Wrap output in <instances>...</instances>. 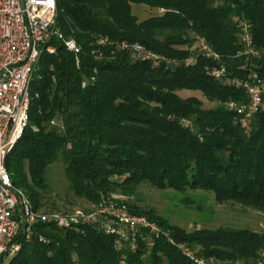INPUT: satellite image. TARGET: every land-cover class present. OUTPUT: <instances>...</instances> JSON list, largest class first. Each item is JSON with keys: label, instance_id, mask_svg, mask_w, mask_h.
Here are the masks:
<instances>
[{"label": "trees", "instance_id": "obj_1", "mask_svg": "<svg viewBox=\"0 0 264 264\" xmlns=\"http://www.w3.org/2000/svg\"><path fill=\"white\" fill-rule=\"evenodd\" d=\"M56 4V26L81 46L80 62L62 42L51 41L57 51L41 55L29 85V125L6 159L13 185L25 190L35 209L42 206L47 169L61 158L70 190L95 205L114 193L134 196L138 186L149 183L158 190L208 191L218 203L264 211V95L252 129L245 133L226 103L245 102L246 93L211 77L207 59L190 67H155L117 46L138 43L158 54L184 58L200 35L222 55L230 77L247 80L254 71L264 78V0ZM133 4L160 14L139 20ZM235 18L251 25L257 55L243 53ZM182 90L198 91L214 106L205 108L197 96L181 97ZM128 205L171 230L200 257L220 264H253L264 250V231L188 233L151 211ZM34 229L30 240L17 236L21 249L0 264H194L164 238L145 231L138 250L126 251L121 262L123 253L116 250L114 237L96 227L76 232L36 223Z\"/></svg>", "mask_w": 264, "mask_h": 264}, {"label": "built area", "instance_id": "obj_2", "mask_svg": "<svg viewBox=\"0 0 264 264\" xmlns=\"http://www.w3.org/2000/svg\"><path fill=\"white\" fill-rule=\"evenodd\" d=\"M56 18V0H0V262L21 249V244L16 241L19 234L30 240L35 224L43 223L60 230L76 232L83 231L85 227H96L114 237L115 248L123 253V259L126 251L138 250L140 240H145L142 237V232L145 231L155 238H164L194 264H220L215 258L200 257L186 243L179 242L156 222L132 212L114 194L88 211H41V207L34 208L26 193L13 185L6 159L29 125L32 100L29 85L41 55L56 53V46L51 44L56 39L74 54L77 65L80 62L81 46L75 38L66 36L56 26ZM235 21L243 53L257 55L251 25L243 19L235 18ZM117 46L128 51L134 60L149 61L155 67H190L200 58L207 59L209 65L206 66V71L211 77L246 93L245 102L231 100L226 103V107L237 114L238 123L245 133L251 131L253 119L263 104L264 78L254 71L247 80L230 77L222 55L203 36L196 35L193 38L184 58L158 54L138 43L121 42ZM85 86L86 82L83 83V87ZM51 125L59 126L56 121H52ZM34 130L38 129L34 127ZM235 264L245 263L238 261ZM253 264H264V250Z\"/></svg>", "mask_w": 264, "mask_h": 264}, {"label": "rangeland", "instance_id": "obj_3", "mask_svg": "<svg viewBox=\"0 0 264 264\" xmlns=\"http://www.w3.org/2000/svg\"><path fill=\"white\" fill-rule=\"evenodd\" d=\"M132 10L139 20L160 14L158 10L139 4H133ZM178 93L184 98L199 97L207 109L214 106L198 91L182 90ZM46 178L47 188L41 193V211H74L77 209L88 211L95 207V204L76 197L70 190L65 175V165L61 158L47 169ZM16 189L26 193L23 188L16 187ZM114 195L119 201L125 202L128 207L129 203L140 212L151 211L167 220L170 225L181 227L188 233L201 229L214 231L219 228L264 231V211L233 202L218 203L214 194L208 191L199 189L186 192L158 190L149 183H144L138 186L134 196L128 197L120 193H114ZM132 212L136 213L133 210ZM140 215L147 217L143 214ZM157 224L159 225V223ZM159 226L173 234L171 230ZM123 260L122 256L121 261Z\"/></svg>", "mask_w": 264, "mask_h": 264}]
</instances>
